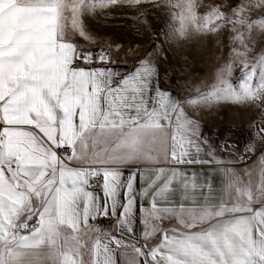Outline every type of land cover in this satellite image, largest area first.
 I'll return each instance as SVG.
<instances>
[{
    "label": "snow or ice",
    "instance_id": "obj_1",
    "mask_svg": "<svg viewBox=\"0 0 264 264\" xmlns=\"http://www.w3.org/2000/svg\"><path fill=\"white\" fill-rule=\"evenodd\" d=\"M67 10V0H0V241L15 239L13 218L32 205L0 264H42L22 250L41 248L61 227L109 219L120 231H101L96 264H120L126 248L137 255L129 264H264V152L254 188L250 172L233 181L251 191L216 195L210 181L179 167L213 165L215 152L160 87L158 66L145 58L129 73L116 70L108 51L66 34ZM166 127L171 143L158 150ZM138 177L146 181L139 188ZM140 197L144 242L131 245L122 237L134 232ZM171 220L188 230L165 227ZM10 253L17 259L4 258Z\"/></svg>",
    "mask_w": 264,
    "mask_h": 264
},
{
    "label": "rangeland",
    "instance_id": "obj_2",
    "mask_svg": "<svg viewBox=\"0 0 264 264\" xmlns=\"http://www.w3.org/2000/svg\"><path fill=\"white\" fill-rule=\"evenodd\" d=\"M67 3L66 34L81 48L105 49L114 63L128 67L145 58L157 63L162 84L179 92L183 108L193 117L219 114L245 121L248 114L259 123L264 114V0ZM239 71L252 73L255 107L243 95L236 108L227 103L236 100L231 81ZM215 102L224 104L214 108ZM259 141L262 149L264 133Z\"/></svg>",
    "mask_w": 264,
    "mask_h": 264
},
{
    "label": "crops",
    "instance_id": "obj_3",
    "mask_svg": "<svg viewBox=\"0 0 264 264\" xmlns=\"http://www.w3.org/2000/svg\"><path fill=\"white\" fill-rule=\"evenodd\" d=\"M150 62L152 65L158 66L157 63L152 61ZM137 64L138 62L128 67L125 64L113 63L111 66L121 73L126 74L131 72ZM158 69L160 87L169 91L181 104L179 92L175 88L162 84L159 66ZM251 74L252 73L250 71L237 72V82L235 80L231 81L233 89L232 94L236 100L227 102L229 105L236 108V103L239 102L238 97L243 95L245 96L243 98L247 101L246 104L249 105V103L252 102V106L255 107L253 102L254 82ZM233 82L235 83L233 84ZM208 92H211V90L209 89ZM145 96H147V92H145ZM204 99H207V96H205ZM215 103L218 104H216L214 108H220L219 105L224 104L222 102ZM222 107L224 108V106ZM183 111L191 118V120L195 121L196 124L199 125L201 137L208 141L209 147L215 152L216 162L213 165H181L179 167L186 173H197L198 180L200 182L207 180L210 181L214 193L216 195H223L225 199H227L229 195L235 196L238 190L244 192L251 191L252 188L256 186V180H258V173L256 174V169L258 168V161L261 157V153L264 152V147L259 149V146L262 145L259 141V135L264 133V114L260 115L258 123L254 121L255 119L253 117H249L248 114L245 116V121L240 118L233 119L232 117H220L219 114H216L215 117L198 119L186 112L184 108ZM170 118H172L171 114ZM260 126H263V129ZM170 134L171 130L167 127L156 133L159 143H157L155 147L158 150L168 148L171 143L169 138ZM209 147L204 148V151L201 153L202 157L209 151ZM168 163L173 162L169 160ZM161 166H165L166 171L168 170L166 162L163 160H161ZM249 172L252 174V188L246 184H236L233 182L235 180H247L248 177L246 173ZM49 178L50 177H44L41 183L46 182ZM143 184H146V181H142L138 177L137 187L139 188ZM253 195H256L255 191H253ZM185 203L186 206H191L189 202ZM34 204L35 201H33V205ZM141 204L147 206L148 202L142 197L138 198L134 232L131 235L124 233L122 237V239H125V241L129 242L131 245H135L137 242H144L141 237V233L144 230L143 225L141 224L142 214L139 211ZM31 207L32 205L26 204L21 210L19 217L13 218L14 223L17 225V228L14 229V231L17 232L15 239H18V227L24 220V213L29 212ZM164 226L167 228H178L181 231L188 230L186 228H182L176 220L168 221ZM105 230H110L112 235H118L120 231L116 225V221L111 219L97 220L95 222L90 221V224L86 225H80L77 223L74 226V229L61 227L58 234L54 237H50L41 248L25 249L22 251L28 259H31L39 254L42 264H53V259H49L50 253L57 262H59L61 254L66 253L69 259L74 257L73 264H96L98 250L97 241L100 236L104 235L102 232ZM66 235L70 237L67 241L65 240ZM132 236H135L136 239L134 240ZM15 239L12 236H9L6 241H0V251L7 247L9 242L14 244ZM158 240L159 237L153 241H149L148 243L154 246ZM99 247L102 248L103 245H99ZM17 255L18 253H10L4 258L16 260ZM117 259L120 261V264H129L130 260L135 261L137 259V255L132 248H126L121 250Z\"/></svg>",
    "mask_w": 264,
    "mask_h": 264
},
{
    "label": "built area",
    "instance_id": "obj_4",
    "mask_svg": "<svg viewBox=\"0 0 264 264\" xmlns=\"http://www.w3.org/2000/svg\"><path fill=\"white\" fill-rule=\"evenodd\" d=\"M35 221H32V222H30V223H34Z\"/></svg>",
    "mask_w": 264,
    "mask_h": 264
}]
</instances>
